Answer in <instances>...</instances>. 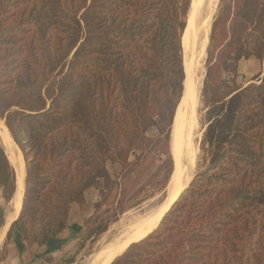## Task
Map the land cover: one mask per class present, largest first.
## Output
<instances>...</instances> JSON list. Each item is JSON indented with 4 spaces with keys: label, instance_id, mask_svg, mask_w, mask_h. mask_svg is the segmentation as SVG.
<instances>
[{
    "label": "trees",
    "instance_id": "trees-1",
    "mask_svg": "<svg viewBox=\"0 0 264 264\" xmlns=\"http://www.w3.org/2000/svg\"><path fill=\"white\" fill-rule=\"evenodd\" d=\"M190 1L0 0V119L26 165L4 247L60 250L71 205L101 179L102 203L119 191L118 214L139 205L131 201L155 180L167 186ZM252 30L263 36L264 63V0H231L214 26L217 55L206 61L205 170L159 226L111 264H264V66L262 78L241 87L219 80L221 69H235ZM156 147L166 159L152 172L147 157ZM107 162L121 165V183ZM0 190L5 204L17 190L1 145ZM107 225L101 219L87 236Z\"/></svg>",
    "mask_w": 264,
    "mask_h": 264
},
{
    "label": "rangeland",
    "instance_id": "rangeland-1",
    "mask_svg": "<svg viewBox=\"0 0 264 264\" xmlns=\"http://www.w3.org/2000/svg\"><path fill=\"white\" fill-rule=\"evenodd\" d=\"M230 1L231 0H217L216 2L217 5L215 4L213 13L209 21H207V28L204 29L205 24L203 25L200 24L199 29H198L199 31L197 32L196 36H193L192 45L188 52L189 56L192 57L193 52L195 53L196 47H198L201 41H203L204 38L207 37L206 47L203 53V58L201 60V67H202V70H204L203 71L204 75H203L200 87L198 85V89L196 93L195 118L197 121V125L195 126L196 130L194 129L195 131H193V141L195 143V148L197 147L196 148L197 153H196L195 165H194L195 171L193 173V176L191 177L192 181L195 178V176L199 174L200 172L204 171L206 167V162L204 161V153H203V148L206 146L204 142V133H205L207 126L210 123L209 117L207 115V110L209 108L208 100L211 97V94L205 91L206 61H207L209 54L213 53L212 52L213 50L212 36H213V30H214L215 23L218 21L219 17L225 12V7L229 5ZM198 21L200 23L203 22V17L201 16L200 18H198ZM247 33H248V39H247L248 43L244 47L243 56L238 62L235 63V69L234 67L230 69H225V70L221 69L219 72V80L221 81L223 85L227 86L228 88H234V87L236 88V87L244 86L245 84H247L248 82H250L251 80L255 79L258 76H259L258 79L262 78L264 63L259 58H257V51L262 45L263 36L261 35V33L257 31H253V30ZM216 55H217V51H214L213 53L214 59ZM182 58H183V50H182ZM184 76H185V73H184ZM258 79H256V81ZM256 81H254V83L258 84V82ZM184 82H185V79H184ZM157 135H158V132L155 129H151L147 133L148 138H154ZM170 143H171V136H170ZM197 145H199V147ZM134 153L135 154H130L128 158L130 162L134 161L135 157L140 155L139 151H135ZM170 153H171L172 160H173L171 144H170ZM164 159H166L165 153L160 152L157 147L155 148V150H151L149 152L147 161H149L152 165V172L154 171L156 172L157 167L162 166ZM106 168L111 176V179L115 180L118 184L121 183V179H122L121 165L119 163L107 162ZM24 170H25L24 171L25 172L24 177H25L26 176V165H25ZM165 172H166L165 169H162L161 176ZM128 176L131 180L134 179V173H130ZM148 176H150V174ZM104 184H105V181L103 179L99 180L96 184H94L92 187H90L89 189L85 191L84 200L82 203H79V204L75 203L71 205L69 217H68V227L66 230H64L65 232L63 231L64 234H61L63 232L60 233L61 235L59 234L60 237H62V235H64L63 237L67 235L66 237L68 241L70 242L69 248L66 251H64V254L61 259V264H68V262H71V264H89L90 256L96 250L98 243H100V241L103 240V238L109 232L112 231V234L114 235L116 234L117 230L124 222H128L132 218L138 215H142L148 210L158 208L165 201L168 195V190H167L168 184L166 187L163 188L161 186L162 183H159L158 181L155 180L154 184L148 187L146 186L145 189L138 194L136 200L131 201V202L139 201V205L132 207L124 214H118L116 202L119 198V191L116 190V197L114 198L115 190H113L108 195L106 201L102 203L103 197L101 193L103 192ZM24 187H23V192H24ZM14 199H15V196L10 202L5 204L4 200L2 199L1 190H0V206L4 208V217H5L4 223L6 219L9 216H11L13 213ZM22 201H23V198H22ZM21 207H22V203H21ZM21 207H20V210H21ZM144 208H145V211H144ZM20 210L18 211L19 213H20ZM133 211L134 212L136 211V213L134 214ZM101 219H107V222H108L107 230L104 233L99 234V235L91 234L87 236L89 228L98 224ZM159 224L157 225V227L159 226ZM59 235H58V238H59ZM5 237H6V234L0 244V258H1L0 263L3 262V260L5 259L7 255L8 246L12 245V243L9 242L4 247Z\"/></svg>",
    "mask_w": 264,
    "mask_h": 264
},
{
    "label": "bare ground",
    "instance_id": "bare-ground-1",
    "mask_svg": "<svg viewBox=\"0 0 264 264\" xmlns=\"http://www.w3.org/2000/svg\"><path fill=\"white\" fill-rule=\"evenodd\" d=\"M190 2L191 4L187 15L186 27L183 32V66L185 73V82L183 84V88L185 89V92L184 96L182 97V100L176 108L171 129V151L174 161L176 162L177 169H179L180 167L182 155L186 150H189L188 148L191 147L193 131L196 130V93L198 85L200 87L204 75V70H202L201 67V60L203 58V53L206 47L207 37H205L204 40L201 41L199 46L196 47V50L194 49L195 53L193 52L192 57L189 56L188 52L192 45L193 36H196L197 32L199 31L198 29L200 24H205L204 29L207 28V21H209L213 13L215 4L217 5V0H191ZM201 16L203 17V22L200 23L198 21V18H200ZM0 137V145L4 147L9 162L15 170L17 182V190L13 202V213L6 219L4 226L0 231L1 244L11 222L17 216L18 211L21 207L22 192L25 178V166L23 155L19 147L12 140L2 119H0ZM1 140L3 144L1 143ZM197 146L199 147V145ZM196 148L191 152V156L193 158L192 164L194 165L197 153ZM12 151L17 153L18 155L19 168H17ZM193 168L194 169L192 170L190 176L187 177L184 182L182 180H179L178 174H176V180L178 181L176 182L175 189L173 190V192L168 193L165 201L158 208L148 210L142 215L137 214L138 216L132 218L128 222H124L114 235L112 234V231L109 233L107 232L108 234H105L106 236L103 238V240L100 241V243H98V246L93 253V255L95 256L93 264H110L117 256L121 255L131 244L136 243L148 236L156 228L165 212L168 211L171 203L177 198L181 190L191 180V177L193 176V173L195 171V166H193ZM133 213L135 214L136 211H133Z\"/></svg>",
    "mask_w": 264,
    "mask_h": 264
},
{
    "label": "crops",
    "instance_id": "crops-1",
    "mask_svg": "<svg viewBox=\"0 0 264 264\" xmlns=\"http://www.w3.org/2000/svg\"><path fill=\"white\" fill-rule=\"evenodd\" d=\"M60 235L59 239L63 243L60 250L47 254L45 246H33L22 253H18L12 245H9L7 255L0 264H61L64 251L69 248L70 242L66 237L67 235L65 237H63L64 235L60 237Z\"/></svg>",
    "mask_w": 264,
    "mask_h": 264
},
{
    "label": "water",
    "instance_id": "water-1",
    "mask_svg": "<svg viewBox=\"0 0 264 264\" xmlns=\"http://www.w3.org/2000/svg\"><path fill=\"white\" fill-rule=\"evenodd\" d=\"M184 92H185V89L183 90V96H184ZM182 96V97H183ZM181 100H182V98H181ZM0 139H1V137H0ZM1 143H2V140H1ZM3 144V143H2ZM171 144V143H170ZM4 146V145H3ZM3 149H4V147H2ZM189 150L187 151H185L184 152V154L182 155V157H181V161H180V167H179V169H177V166H176V162L174 161V158H173V173H172V175H171V178H170V181H169V183H168V186H167V190H168V193H171V192H173V190L175 189V185H176V182L178 181V180H176V174H178V179L179 180H182L183 182L186 180V178L187 177H189L190 176V174H191V171H192V169H193V166H194V164H192V156H191V152H192V150H194L195 149V143H194V141H193V135H192V141H191V147L190 148H188ZM5 151V150H4ZM6 153V152H5ZM12 153H13V157H14V159H15V162H16V165H17V168H19V162H18V155H17V153H15L14 151H12ZM7 155V154H6ZM24 166H25V162H24ZM191 181H192V179H191ZM191 181H189L188 182V184L181 190V192L178 194V196H177V198L171 203V205H170V207H169V209H168V211L170 210V208L173 206V204H174V202L175 201H177V199L179 198V196L188 188V186H189V184H190V182ZM23 195H24V192H22V198H23ZM14 202V201H13ZM21 203H22V200H21ZM168 211H166L165 212V214L168 212ZM164 214V215H165ZM19 215V212H18V214H17V216ZM163 215V216H164ZM17 216L13 219V221L14 220H16L17 219ZM163 218V217H162ZM12 221V222H13ZM11 222V223H12ZM159 223H160V221H159ZM158 223V224H159ZM4 226V225H3ZM157 227V226H156ZM153 232V231H152ZM94 255L92 254L91 256H90V259H89V264H93L94 263ZM111 264V263H110Z\"/></svg>",
    "mask_w": 264,
    "mask_h": 264
}]
</instances>
